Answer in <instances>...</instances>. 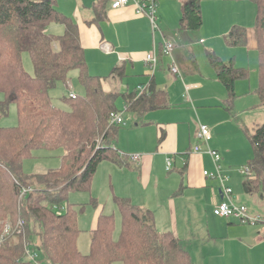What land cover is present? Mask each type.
I'll return each instance as SVG.
<instances>
[{
  "label": "trees",
  "instance_id": "1",
  "mask_svg": "<svg viewBox=\"0 0 264 264\" xmlns=\"http://www.w3.org/2000/svg\"><path fill=\"white\" fill-rule=\"evenodd\" d=\"M250 1L256 6L257 94L264 106V0ZM57 2L0 0V93L4 95L0 111L7 114L10 105L16 104L19 118L16 127L0 126V264H194L183 241L157 230L151 210L117 196L114 202L122 220L119 239H114V216L102 213L90 233L89 253L79 251L82 230L69 194L90 191L103 162L121 168L134 163L133 156L115 147L121 126L111 124L110 115L123 113L117 108L118 99L125 101L124 112H134L164 108L167 97L153 85L141 96L137 90L106 92L103 79L89 72L78 25L58 10ZM52 24L62 25L64 34L50 33ZM180 25L184 30H200L201 0L184 5ZM225 42L229 47L246 46L247 30L234 26ZM24 53L31 58L33 76L23 65ZM208 59L231 108L237 81L248 79L250 71L236 67L234 59L225 63L213 54ZM73 70L79 72L86 96L63 97L66 109L57 107L50 91L58 83L68 86ZM118 71L115 68L111 75L117 76ZM247 134L253 177L245 187L253 192L260 186L264 189V122ZM59 150L63 151L59 169L36 175L24 172V162L33 159L34 152Z\"/></svg>",
  "mask_w": 264,
  "mask_h": 264
},
{
  "label": "crops",
  "instance_id": "2",
  "mask_svg": "<svg viewBox=\"0 0 264 264\" xmlns=\"http://www.w3.org/2000/svg\"><path fill=\"white\" fill-rule=\"evenodd\" d=\"M188 1L158 0L159 26L162 34H157L155 40L157 42L163 38L175 40L174 53L181 77H173L170 74V60L162 56L159 67L151 78L145 64V57L154 50L156 41L154 42L148 19L137 16L133 7L112 10V0H74L73 10L70 12L63 10L60 2H57V8L78 25L88 69L93 67L95 57L93 53L100 55L104 69L106 67L104 72H109V74L102 76L98 72L91 73L90 70L89 72L103 79V89L106 92L130 93L136 91L138 86L150 81L149 85H153L157 91L163 92L167 97V105L164 108L131 112L140 116L150 114L149 123L144 125L154 129L152 141L151 139L143 141L137 148L126 145L122 141V136L126 135L129 138L127 134L131 132L128 129H125L121 136V126L117 133L115 147L119 152L125 155L140 156V161L134 162L132 167L124 168L111 162H103L100 165L103 167L105 163L106 165L110 163L113 165L110 167L115 176L122 177V180L118 181L121 185L126 183L127 194L124 198L130 199L142 208L151 210L159 232L173 233L181 241H183L181 234L184 232L185 241L183 243L186 242L184 244L193 263V251H195L198 257L200 256L199 264H212L209 259L203 260L202 253V246L214 240L210 234L211 228L208 230L209 235L206 240L208 243L203 242L205 237L201 238L197 235L201 226L209 228L211 224L216 230L214 236L217 237L212 243L220 255V264H264L262 227L245 225L236 219L216 217L213 211L223 201L222 191L218 181L203 175L204 171L213 172L215 170L210 155L205 151L208 148L218 151L222 157L220 162L222 171L229 177V185L234 189L236 203L245 205L250 215L264 218L263 187L260 186L258 191H247L245 183L248 179L245 178L243 181L244 176L239 179L241 176L238 174L239 168L248 166L253 158L252 148H250V155L249 152L239 151L240 143L244 144V142L238 133L237 126L240 127L239 124H241L245 134L249 128L242 123L241 111L234 112L233 110L237 90L242 87V82L249 78L236 83L237 94L232 107L228 108L227 105L225 107L227 111H233L229 119L218 113L223 103L218 100H223L225 94L222 88L225 91L226 89L218 80L217 73L208 59V55L213 54L225 63L234 59L236 67L246 68L237 65L236 53L227 62L224 61L214 52L213 42L223 38L225 40L234 26H243L247 30L255 19L256 6L250 0H201L203 25L198 31H188L182 29L180 25L184 5ZM192 32H196L195 39L199 42L192 43ZM103 44H108L111 49L105 52L102 49ZM247 46L248 43L242 48ZM231 48L236 49L237 47ZM255 48L258 55L257 41ZM201 56L207 58L209 62L207 65L211 67L210 69L205 63L198 62L197 57ZM115 68H119L118 75L112 76ZM218 83L222 87L220 97L217 93H213ZM247 87V85L244 86V91H241L240 95L242 97L256 95L260 106L263 107L257 94L258 89L254 92L252 89L248 90ZM228 99L227 96L226 102ZM252 104H254L253 107L247 110H252L251 114L255 112L253 117H257L261 114L255 105L258 104L257 100L252 99ZM222 111H224L223 108ZM196 118L197 128L192 138L191 130L186 132V125L191 126L189 121ZM263 122L264 115L260 123ZM200 123L210 128L212 139L208 145L202 144L203 152L195 153L194 147L199 144L196 135ZM253 124L255 126L259 123ZM138 126L137 124V129ZM168 159L172 161L169 169ZM235 176L238 180L236 182L234 181ZM239 180H242V183L238 186ZM160 226L162 229L159 228ZM196 241L199 243H194Z\"/></svg>",
  "mask_w": 264,
  "mask_h": 264
},
{
  "label": "rangeland",
  "instance_id": "3",
  "mask_svg": "<svg viewBox=\"0 0 264 264\" xmlns=\"http://www.w3.org/2000/svg\"><path fill=\"white\" fill-rule=\"evenodd\" d=\"M59 2H60V7L63 10H66L67 12H70L71 10H73L72 3H74V0H58V3ZM242 25H246V24H242ZM247 30H248V46L247 47H245V48H242V47L238 48L237 47L236 49L231 48L226 44V42L223 38V39L217 40L216 42H213V45H214L213 50L218 56L222 57L224 59V61H226V62L230 59V57L232 55H235V53H236L237 65L246 67L250 71L249 79L245 82L243 81L242 87H240V89L237 90L238 94L236 92L237 98L234 102L233 110H234V112L241 111L242 123L251 130L252 127L254 126L253 123L262 122L263 115H264V113H263L264 112L263 111L264 106L263 107L260 106L259 99H257L256 95H254V97H252L250 95L247 97L244 96L246 98H244L240 95L241 91H244L245 85L248 86L247 87L248 90L252 89L254 92L259 87L258 55H257V52L255 50L256 49L255 48V42L257 41V39L255 37V35H256V33H255V19L251 23V25L247 28ZM48 31L50 33L56 35V36H61L64 34V27L61 25L52 24L49 26ZM191 35H192V37H191L192 43L199 42V40L195 39L197 36L196 32H192ZM161 41H162V39H161ZM161 41L157 42V40H156L157 43H159ZM169 41H171L175 44V42H174L175 40L173 41V40L169 39ZM205 41H206V39H205ZM93 54L95 56L94 62H93V67L91 66L89 68V70L91 71V73L98 72L102 76H104V75L107 76L109 74V72H104V71H106V67L104 69V64L100 60V58H101L100 55L96 52ZM197 60L200 64H202V63L203 64L205 63L206 65L209 64L206 57H202V56L197 57ZM23 65H24L26 71L30 75L33 76L34 75V67H33L31 58L29 57V55L27 53L23 54ZM207 67L209 68L208 65H207ZM149 74L152 78V74H151L150 70H149ZM130 80H131V78L128 80V82ZM149 83H150V81L145 83V84H142V85H149ZM220 88H222V87L219 84V85H217V88L215 87L213 90V93L214 94L217 93L218 97H220L219 96ZM222 90L224 91L223 94H225L224 95L225 97L223 96V100H218L221 103L223 102L221 109H219L218 113L222 114L223 116H227V118L231 119L230 114H232L233 111L229 112L225 109V107L227 105L226 99H227L228 95H226L227 92L223 88H222ZM71 92H73L78 97H85L86 96V91L79 81V72L77 70H73L70 73L68 86L64 83H58V85L50 91V96L53 100V104L57 107L66 109V107L62 104L61 99L63 97L69 96V94ZM252 99L257 100L258 104H255V105L257 106V109H259L261 112V114L257 117H253V114L255 112L254 113L252 112V114H251L252 110H247L248 108L251 109L254 105V104H252ZM3 100H4V95L0 93V102ZM117 108H118V110L123 112V118L125 121L124 125H122V127H121L120 135L122 136V133L125 129H128L129 132L132 133V134L131 133L127 134L129 136V138H127L126 135L124 137L122 136V141L125 142L126 145H132V146H135L138 148L141 146V143H143V141H150V139L152 141V139H153L152 138V132L154 129H151L149 127H145V125H144L145 123H149V121L151 119L150 114L146 115V116H140V115L133 114L131 112H124L125 101L122 97L120 99H118V101H117ZM222 108L224 111H222ZM224 114H226V115H224ZM252 118H253V120H252ZM189 122L191 123V126H189L188 124L186 125L187 126L186 132L191 130L192 138H194V132L197 128V118L195 120H193V121L191 120ZM18 124H19V118H18V110H17L16 104L10 105L7 114H3L0 111V126H2V127H16ZM137 124L139 125L138 129L136 128ZM239 125H240V127L237 126L238 133L242 136V140L244 142V144L240 143L239 151L241 150L242 153H248L249 152V155H250V152H251L250 148H252V147L249 143L248 135L245 134L244 129L241 128V124H239ZM233 126H234V124H233ZM252 154H253V152H252ZM62 155H63L62 150L51 151V152L50 151L34 152V158L33 159L25 160L23 170L27 175H36V174H42L48 170L59 169L61 167ZM129 155L131 156L132 154H129ZM102 166L103 167H101V166L99 167L96 175L94 176L90 191L72 192L69 194V202L76 207L77 212H78V223H79L80 229L82 230V233H81L79 240H78V249L83 254H88L90 251V233L97 227L98 218L102 213L114 216V219H115L114 239L118 240L120 237V234H121L122 220H121L120 212H119V210H118V208L114 202V197L115 196L125 197V195L127 194V189L125 188L126 183L121 185V183L118 181V180H122V177L115 176V174L113 173V169H111V167H110L113 165H111L110 163H107V165H106V163H105ZM246 167H248V166L246 165L245 167H242L241 169L239 168V170H238V172H239L238 174L241 176L239 179H242V176H244L243 181L245 180V178L246 179L249 178V177L247 178L245 176V174L242 173V169H245ZM135 172H138V171H135ZM111 177H113V179ZM236 179H237V176H235V179H234L235 182L238 181ZM241 183H242V180H239L238 186L241 185ZM233 186H234V182H233ZM231 188L234 191L233 187H231ZM81 208H83V209H81ZM209 216H212V215L209 214ZM164 218H166V216ZM164 218H163V220H166ZM159 228L162 229L161 226ZM210 228H211L210 234L212 235V240H213V238L215 240V237H217V236H214L216 233V230H215V228L212 227L211 224H210L209 228H204L203 226H201L199 231H197L198 236H200L201 238L205 237V240L203 241L204 243H208V242H206V240H207V237L209 235L208 230ZM184 229H186V228L184 227ZM180 233H181V231H180ZM219 234H220V232H219ZM181 237H182L183 241H185L184 232H182ZM210 239H211V237H210ZM213 241H211L210 244H204L202 246L203 260L209 259L212 262V264H220V262H219L220 261V255L218 252H216L215 246L212 243ZM219 242H221V240H219ZM184 243H186V242H184ZM194 243L197 244L199 242L196 241ZM191 251H193V250H191ZM193 258H194V263L199 264L200 256L198 257V254H196L195 251H193ZM115 264H123V263L117 262Z\"/></svg>",
  "mask_w": 264,
  "mask_h": 264
},
{
  "label": "built area",
  "instance_id": "4",
  "mask_svg": "<svg viewBox=\"0 0 264 264\" xmlns=\"http://www.w3.org/2000/svg\"><path fill=\"white\" fill-rule=\"evenodd\" d=\"M127 7H133L135 14L137 16L145 17L148 19L152 34L154 36V42L156 41L155 36L157 34H162L159 26V17H158V0H112L111 9L112 10H121ZM154 50L148 53L145 57V64L149 68L152 78L157 71L160 63L161 57H166L170 60L169 72L173 77H181V72L179 65L175 58V44L166 38H163L161 43L155 42ZM102 49L105 52H108L111 48L108 44H103ZM159 49V50H158ZM150 85H140L137 88L138 96L143 95L144 93H149ZM187 95V93H186ZM69 97L76 99L77 96L71 92ZM110 122L114 125L122 126L124 125L123 113H111ZM197 140L199 144L194 147L195 153L203 152L202 144L208 145L212 139V133L210 128L207 125L200 124L199 130L197 132ZM210 155L215 170L213 172L204 171L203 175L209 179L218 181L220 189L223 195V201L217 205L214 209V215L219 218L224 219H236L240 223L249 225V226H261L262 233L264 234V218L261 216H253L248 212V208L245 205L237 204L234 198V193L232 188L229 186V177L226 176L220 165L221 155L218 151L208 148L205 151ZM134 162L140 161V156H133ZM171 159L167 160L168 168L171 167ZM242 173L248 178H252L253 174L249 167H246L242 170ZM22 224V223H20ZM11 231L10 226L6 227L5 233L9 234ZM31 259L34 260V256H31Z\"/></svg>",
  "mask_w": 264,
  "mask_h": 264
}]
</instances>
